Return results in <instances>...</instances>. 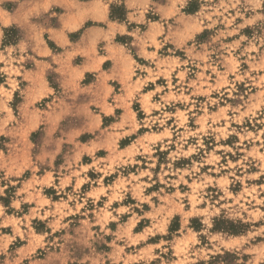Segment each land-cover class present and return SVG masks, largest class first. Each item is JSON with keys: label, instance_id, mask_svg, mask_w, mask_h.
Returning <instances> with one entry per match:
<instances>
[{"label": "clouds", "instance_id": "9594fccd", "mask_svg": "<svg viewBox=\"0 0 264 264\" xmlns=\"http://www.w3.org/2000/svg\"><path fill=\"white\" fill-rule=\"evenodd\" d=\"M0 264H264V0H0Z\"/></svg>", "mask_w": 264, "mask_h": 264}]
</instances>
